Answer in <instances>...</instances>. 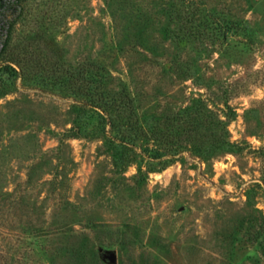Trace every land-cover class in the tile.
Wrapping results in <instances>:
<instances>
[{
    "label": "rangeland",
    "instance_id": "rangeland-1",
    "mask_svg": "<svg viewBox=\"0 0 264 264\" xmlns=\"http://www.w3.org/2000/svg\"><path fill=\"white\" fill-rule=\"evenodd\" d=\"M209 13L252 36L222 42ZM0 53L27 61L0 81V264H264L248 238L264 215V0H3ZM91 62L140 115L200 97L238 152L118 173L101 139L65 135L77 101L31 81Z\"/></svg>",
    "mask_w": 264,
    "mask_h": 264
},
{
    "label": "trees",
    "instance_id": "trees-1",
    "mask_svg": "<svg viewBox=\"0 0 264 264\" xmlns=\"http://www.w3.org/2000/svg\"><path fill=\"white\" fill-rule=\"evenodd\" d=\"M1 6L3 0H0ZM194 15L196 10H190L185 17L186 22ZM204 18V27L209 28L215 38L222 42L233 39L235 44H245L246 39L243 38L252 36L238 20L211 13L205 14ZM186 26H183L186 31H199ZM240 36L241 40H235ZM9 41L8 36L4 41L3 51ZM26 62L11 58L5 64L0 63V81L7 79L10 84H14L19 74H24ZM12 63L21 71L18 72ZM41 69L33 75L31 81L34 84L71 96L77 101L69 109L71 126L65 135L71 138L101 139L100 149L110 155L112 165L118 173L124 172L133 163L137 164L139 172L142 165L147 172L159 171L184 150L201 158L238 152L227 138L224 122L215 116L208 120L205 110H209L200 97H193L177 113L165 118L140 115L135 99L127 87H112L111 75L99 63L50 69L49 74L46 69ZM248 238L264 259V215L251 222Z\"/></svg>",
    "mask_w": 264,
    "mask_h": 264
},
{
    "label": "water",
    "instance_id": "water-1",
    "mask_svg": "<svg viewBox=\"0 0 264 264\" xmlns=\"http://www.w3.org/2000/svg\"><path fill=\"white\" fill-rule=\"evenodd\" d=\"M102 256L110 262H114L116 259L114 253H102Z\"/></svg>",
    "mask_w": 264,
    "mask_h": 264
}]
</instances>
